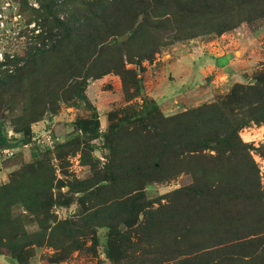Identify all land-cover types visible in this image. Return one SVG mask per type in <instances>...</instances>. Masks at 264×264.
Instances as JSON below:
<instances>
[{"label": "trees", "instance_id": "obj_1", "mask_svg": "<svg viewBox=\"0 0 264 264\" xmlns=\"http://www.w3.org/2000/svg\"><path fill=\"white\" fill-rule=\"evenodd\" d=\"M35 1L38 9L28 0L20 4L22 12H33L37 33L22 54L0 58V112L7 111L10 122L0 117V152L14 150L15 156L25 146L33 152L32 161L0 185V257L29 264L44 247L52 248L55 257L68 255L84 249L78 236L89 235L96 250L97 230L103 228L104 254L113 264L164 248L165 257L151 264H264V191L252 179L258 170L249 168L255 164L250 146L239 135L246 125L264 123V65L254 84L237 83L215 102L177 115L164 116L158 103H146L135 120H150L154 131L129 129L130 116L102 133L95 109L91 118L73 123L65 143L54 135L52 143H38L33 132V125L55 117L62 103L86 102L94 109L86 94L90 80L114 73L128 101L140 96L142 62L153 61L165 44L159 32H174L176 41L220 36L239 27L250 11L264 16V0ZM188 30L196 31L180 37ZM127 63L138 69H128ZM122 137L131 147L125 163L110 158L95 180L58 179L52 150L59 160L81 145L91 148L96 139L113 146ZM209 141L218 146L209 147ZM207 149L217 155H206ZM182 173L192 175L191 185L149 197L148 187ZM65 186L70 197L62 192ZM74 202L81 206L75 215L58 220L52 212ZM138 236L139 242L133 241Z\"/></svg>", "mask_w": 264, "mask_h": 264}, {"label": "rangeland", "instance_id": "obj_2", "mask_svg": "<svg viewBox=\"0 0 264 264\" xmlns=\"http://www.w3.org/2000/svg\"><path fill=\"white\" fill-rule=\"evenodd\" d=\"M28 1L30 7H34L35 9L39 8V4L35 0ZM259 11H250L246 16H243L245 20L239 27L220 36L209 34L176 41L174 40L176 34L173 36L174 32L170 30L165 33L162 31L159 32V35L164 40L166 39L165 44L158 50L153 61L142 62L143 70L139 72L138 77L142 80L144 89L140 96L128 101L125 90L123 89L122 80L120 76L114 73L105 75L98 80H90L86 94L89 104L94 109L90 108L86 102H76L72 107L62 103L59 113L55 117L48 118L49 116L47 115L41 122L33 125L35 138L39 140L38 143L45 145L47 137L54 135L59 143H65L73 135V123L78 119L91 118L95 109L99 116L102 133H108L110 126H114L120 120L129 118L130 116H132V124L129 125L127 123L129 129L134 127L142 128L146 131H154V125L150 120H145L143 123L135 120L145 113L143 107L150 101H158L160 104V112L164 116H172L204 104L215 102L220 97L228 94L231 87L237 83L245 85L254 84L255 80L253 78L255 73L262 70L264 65V16L261 13L259 14ZM32 14L33 12L31 10L21 11L20 0H0V58L5 53H23L27 42H29V39L34 34L33 31L38 29L37 23L31 21L33 18ZM195 31L188 30V34L184 31L180 37H186L189 34L195 33ZM36 33L37 30L35 31ZM123 40L121 37L120 41L122 42ZM217 40L220 41L221 49L227 47L225 51H228L231 57H234V60H240V68L230 71L231 77L227 79H222L219 76L223 74L222 70H219L218 73H213V75L208 73L206 78L203 79L201 87L194 90L187 88V93L186 91L183 93L180 90L178 95H176L175 85H172L174 78L169 77L164 71L166 62L176 61L178 59V53L183 51L187 53L185 54L186 57H191V54L195 55L196 51L200 53L214 51V48L218 49V44H214L212 47L208 44ZM197 45L199 46L195 47ZM195 48L197 50H193ZM126 49L123 52L124 54H128ZM127 68L138 69L137 66L128 63ZM233 75L236 76L232 77ZM217 76L218 78L216 80ZM0 117H4L9 125L7 111L4 114L0 112ZM243 128H252L247 132L248 135H244L246 141L240 135ZM243 128L239 132L240 139L244 144L250 146V155L255 163L253 164L252 162L249 168L255 166L258 170V173L253 172L251 174L252 179H257L256 181L259 182L261 190L264 191V138L262 139L264 123H252ZM8 133L10 137L14 135L11 129H9ZM123 137L117 140L118 145L114 144L113 146V141L108 142L104 138L96 139L91 142V148L81 145V149L77 153L73 149L68 150L64 153L63 160H58L57 155L59 152L55 149L52 150L51 162L57 169L58 179H61L65 183L74 180H95L98 176L97 173L100 172L101 175L111 159L116 160L120 164L125 163V160H128V150H131V147L126 146L127 142L123 140ZM106 145H111L115 149L112 148L110 150ZM83 147L85 148V163L87 164H84L82 161L81 150ZM19 149V152L13 157H7L0 153V185L8 181L10 174L32 161L33 152L30 150V146L20 147ZM112 152L113 155L111 154ZM204 153L206 155H217L216 151L209 149L205 150ZM256 158L261 159H258L257 162ZM91 159H93L92 163L96 165V169L91 163ZM192 183V175L182 173L177 178L168 182L153 184L146 191L150 198L157 199L161 195L172 192L180 187L191 185ZM62 192L67 197L71 195L68 186L63 187ZM76 196L80 197L81 194H77ZM79 208L81 206L77 202H74L68 209L54 208L52 212L55 213L58 220H64L75 215ZM106 232L107 230L103 228L97 230L100 245L96 247V250L91 247L93 245L91 235L78 236L84 244L83 250L72 251L68 255L63 252L55 257V251L52 248H40L37 250L36 256L29 261V264H113L104 254V247L107 240ZM138 237H135L133 241L139 242L141 236ZM165 251L166 249L164 248L159 253L150 255H145L144 252L141 253L139 251L132 260H125L123 264H151L153 259L165 257ZM63 258L65 260L60 261ZM0 264L14 263L9 257L2 256L0 257Z\"/></svg>", "mask_w": 264, "mask_h": 264}, {"label": "crops", "instance_id": "obj_3", "mask_svg": "<svg viewBox=\"0 0 264 264\" xmlns=\"http://www.w3.org/2000/svg\"><path fill=\"white\" fill-rule=\"evenodd\" d=\"M214 44H218L219 46L218 49L214 48V51H209L208 53L207 51L202 53L196 51L195 55L191 54V57L188 55V57H186L185 54L187 53H184L183 51L178 53V59H176V61L166 62L164 71L169 77L174 78L172 85H175L176 95H178L180 90H182L183 93L185 91L187 93V88H192L194 90L201 87L203 84L202 81L206 78L208 73L213 75V73L215 74L218 73L219 70H222L223 74H220L219 76H221L222 79H227L231 77L230 71L240 68V60H234V57H231L229 52L225 51L227 47H224L225 49H221L220 41L218 40L213 41L208 45L212 47ZM198 46L199 45L195 47ZM193 50L197 49L195 48ZM235 76L236 75H233L232 77ZM217 78L218 76L216 77V80ZM185 84L187 85L184 87ZM155 102L158 103V101ZM158 105L160 104L158 103Z\"/></svg>", "mask_w": 264, "mask_h": 264}, {"label": "built area", "instance_id": "obj_4", "mask_svg": "<svg viewBox=\"0 0 264 264\" xmlns=\"http://www.w3.org/2000/svg\"><path fill=\"white\" fill-rule=\"evenodd\" d=\"M252 128H243L240 135L241 137L243 138L244 141H246L244 135H248L247 132H249ZM264 138V134H262V139ZM46 141V140H45ZM46 142H49V143H52V138L51 136H48L47 137V141ZM256 146V145H255ZM258 147V146H257ZM2 155L4 156H7V157H12L14 156L15 154V151L14 150H9V149H6V150H3L0 152ZM258 159H261V158H256V161L258 162Z\"/></svg>", "mask_w": 264, "mask_h": 264}, {"label": "water", "instance_id": "obj_5", "mask_svg": "<svg viewBox=\"0 0 264 264\" xmlns=\"http://www.w3.org/2000/svg\"><path fill=\"white\" fill-rule=\"evenodd\" d=\"M208 145L209 146H218V142H216V141H209L208 142Z\"/></svg>", "mask_w": 264, "mask_h": 264}]
</instances>
